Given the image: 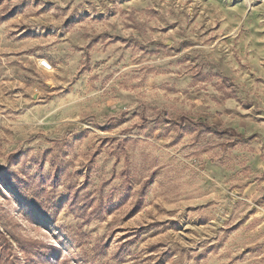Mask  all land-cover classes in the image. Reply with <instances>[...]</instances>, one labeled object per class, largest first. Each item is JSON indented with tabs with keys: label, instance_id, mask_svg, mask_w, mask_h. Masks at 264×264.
<instances>
[{
	"label": "rangeland",
	"instance_id": "rangeland-1",
	"mask_svg": "<svg viewBox=\"0 0 264 264\" xmlns=\"http://www.w3.org/2000/svg\"><path fill=\"white\" fill-rule=\"evenodd\" d=\"M0 233V264H264V0H0Z\"/></svg>",
	"mask_w": 264,
	"mask_h": 264
},
{
	"label": "built area",
	"instance_id": "built-area-1",
	"mask_svg": "<svg viewBox=\"0 0 264 264\" xmlns=\"http://www.w3.org/2000/svg\"><path fill=\"white\" fill-rule=\"evenodd\" d=\"M38 64H39V67L45 71H51L52 70L50 64L45 60H38Z\"/></svg>",
	"mask_w": 264,
	"mask_h": 264
},
{
	"label": "trees",
	"instance_id": "trees-1",
	"mask_svg": "<svg viewBox=\"0 0 264 264\" xmlns=\"http://www.w3.org/2000/svg\"><path fill=\"white\" fill-rule=\"evenodd\" d=\"M7 241L5 240L4 236L2 233H0V247H1V252L5 253V251L7 250L8 246H7ZM6 245V246H5ZM20 249V247H18Z\"/></svg>",
	"mask_w": 264,
	"mask_h": 264
}]
</instances>
